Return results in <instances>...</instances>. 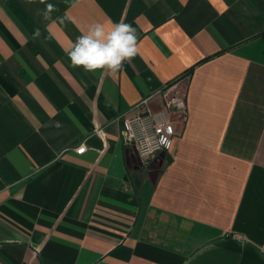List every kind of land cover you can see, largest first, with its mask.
I'll use <instances>...</instances> for the list:
<instances>
[{
  "label": "crops",
  "instance_id": "crops-1",
  "mask_svg": "<svg viewBox=\"0 0 264 264\" xmlns=\"http://www.w3.org/2000/svg\"><path fill=\"white\" fill-rule=\"evenodd\" d=\"M45 3L0 0V264H264V0ZM97 22L137 30L115 74L68 58ZM148 97L178 133L142 159Z\"/></svg>",
  "mask_w": 264,
  "mask_h": 264
},
{
  "label": "clouds",
  "instance_id": "clouds-1",
  "mask_svg": "<svg viewBox=\"0 0 264 264\" xmlns=\"http://www.w3.org/2000/svg\"><path fill=\"white\" fill-rule=\"evenodd\" d=\"M25 2L32 4L35 0H25ZM40 3L45 4V8L38 11V15H41L45 21L55 23L52 13L58 10L57 6L45 3V0H40ZM56 19L61 24L72 20L67 15ZM40 35V29L37 28L33 33V39H38ZM138 39L137 30L131 24L113 23L106 28L103 23H92L86 32L76 38L67 55L74 68H82L90 73L102 70L115 74L121 70L126 61H131L137 56ZM161 143L164 148H171L170 143Z\"/></svg>",
  "mask_w": 264,
  "mask_h": 264
},
{
  "label": "built area",
  "instance_id": "built-area-1",
  "mask_svg": "<svg viewBox=\"0 0 264 264\" xmlns=\"http://www.w3.org/2000/svg\"><path fill=\"white\" fill-rule=\"evenodd\" d=\"M152 101L153 97L142 100L131 110L130 115L122 118L124 142L128 147L134 148L142 159L170 151L178 133L170 112L153 109ZM129 136L132 138L129 139ZM161 142L170 143L171 148H164ZM85 150L83 145L76 152L82 154Z\"/></svg>",
  "mask_w": 264,
  "mask_h": 264
},
{
  "label": "water",
  "instance_id": "water-1",
  "mask_svg": "<svg viewBox=\"0 0 264 264\" xmlns=\"http://www.w3.org/2000/svg\"><path fill=\"white\" fill-rule=\"evenodd\" d=\"M128 164H129V167H135V169H143L144 168V163L142 162L141 159H139L136 155V152L135 150H132L131 153L129 152L128 153ZM147 171H153V174L154 177H157L158 176V171H159V167H155V168H152V167H147L146 169ZM152 173V172H151Z\"/></svg>",
  "mask_w": 264,
  "mask_h": 264
},
{
  "label": "trees",
  "instance_id": "trees-1",
  "mask_svg": "<svg viewBox=\"0 0 264 264\" xmlns=\"http://www.w3.org/2000/svg\"><path fill=\"white\" fill-rule=\"evenodd\" d=\"M191 73H192V70L188 71V73H187V74H191Z\"/></svg>",
  "mask_w": 264,
  "mask_h": 264
}]
</instances>
